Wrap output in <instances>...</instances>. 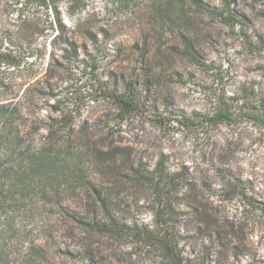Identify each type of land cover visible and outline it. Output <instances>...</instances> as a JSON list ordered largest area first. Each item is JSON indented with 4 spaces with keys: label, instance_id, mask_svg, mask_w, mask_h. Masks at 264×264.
I'll use <instances>...</instances> for the list:
<instances>
[{
    "label": "rangeland",
    "instance_id": "obj_1",
    "mask_svg": "<svg viewBox=\"0 0 264 264\" xmlns=\"http://www.w3.org/2000/svg\"><path fill=\"white\" fill-rule=\"evenodd\" d=\"M201 1L230 2L238 22L191 0H79L57 6L72 48L39 25L37 81L15 101L39 189L0 219V264H171L153 240L163 221L185 264H264V0ZM180 33L204 67L178 53ZM219 107L230 121L202 122ZM139 164L158 167V189L127 179ZM94 190L151 239L86 231Z\"/></svg>",
    "mask_w": 264,
    "mask_h": 264
},
{
    "label": "trees",
    "instance_id": "obj_2",
    "mask_svg": "<svg viewBox=\"0 0 264 264\" xmlns=\"http://www.w3.org/2000/svg\"><path fill=\"white\" fill-rule=\"evenodd\" d=\"M61 1L66 2L67 9H73L79 3V0H0V219L9 213H21L26 195L31 192L27 191L39 189V149L26 146L24 128L27 118L15 101L27 90L23 91L26 85L32 86L37 81L39 71L35 65L39 62V25L48 24L51 33L55 34L50 44L55 39H62L65 45L73 47V42L65 37L66 29L57 9ZM191 3L199 13L217 17L227 25L234 26L238 22L230 10V2H227L225 8L218 10L201 0H191ZM179 43L180 49L177 51L180 55L198 67H204L190 37L180 33ZM127 86L132 96V84L127 83ZM114 98L118 100L124 113L132 109L134 100L131 98L123 99L115 95ZM179 117L177 121L182 125L190 124L185 116ZM230 120L229 111L219 107L211 117L204 118L202 122ZM129 173L130 176L126 177L134 184L145 183L158 189L163 183L157 166L149 172L139 164L132 166ZM170 179L169 177L164 181L167 190L172 188ZM224 183L227 192L237 189L229 176H225ZM95 195L101 205L99 218L76 220L86 231L109 237L135 235L151 239L147 231H140L134 224L119 221L111 209L110 199L102 196L99 191H95ZM161 226L165 229L161 238L156 236L153 239L155 244L167 255L171 264H185L176 253L173 235L168 232V223L163 221Z\"/></svg>",
    "mask_w": 264,
    "mask_h": 264
}]
</instances>
